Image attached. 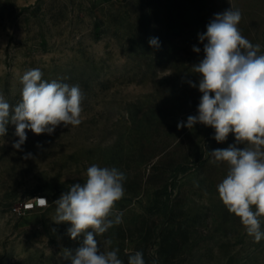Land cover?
<instances>
[{"label": "rangeland", "instance_id": "374dc122", "mask_svg": "<svg viewBox=\"0 0 264 264\" xmlns=\"http://www.w3.org/2000/svg\"><path fill=\"white\" fill-rule=\"evenodd\" d=\"M230 8L264 53V0H0V94L15 106L22 75L39 68L84 96L78 126L26 129L22 150L12 147L14 124L0 138V264H71L83 237L55 222V201L92 164L126 175L113 210L123 222L96 237L124 264L136 251L146 264H264V239L248 236L218 197L228 166L210 155L245 145L232 133L218 143L200 123L177 127L202 95L189 85L204 55L198 34ZM39 198L48 204L26 209Z\"/></svg>", "mask_w": 264, "mask_h": 264}, {"label": "clouds", "instance_id": "9594fccd", "mask_svg": "<svg viewBox=\"0 0 264 264\" xmlns=\"http://www.w3.org/2000/svg\"><path fill=\"white\" fill-rule=\"evenodd\" d=\"M241 18L240 10L230 8L215 14L206 31L198 34L204 55L192 66V72L199 75L198 84L189 81V85L202 95L197 114L178 122L177 127L191 129L200 123L214 129L218 143L232 133L245 145L243 149L229 145L210 155L213 162L228 166L225 178L217 185L218 197L258 243L264 239V53L260 44L254 45L241 34ZM148 43L160 46L157 37ZM192 51L199 53L201 49L193 46ZM42 76L39 68L22 75L21 99L15 106L0 94V138L7 133V126L14 124L18 137L12 144L14 149L22 150L26 129L51 135L61 124L75 127L81 123L84 96L80 87L48 82ZM125 181L126 175L117 167L92 164L86 170V180L72 185L55 201V222L70 223V238L83 237L71 264H124L118 248L102 251L96 237L123 222V213L113 210L125 195ZM39 199L48 204L45 198ZM127 264H146L143 253L129 254Z\"/></svg>", "mask_w": 264, "mask_h": 264}, {"label": "built area", "instance_id": "2783aa9c", "mask_svg": "<svg viewBox=\"0 0 264 264\" xmlns=\"http://www.w3.org/2000/svg\"><path fill=\"white\" fill-rule=\"evenodd\" d=\"M42 204L40 199L38 200V202H35V203H26L25 206H26V209H33L35 208L37 205H40Z\"/></svg>", "mask_w": 264, "mask_h": 264}, {"label": "snow or ice", "instance_id": "6c2138e0", "mask_svg": "<svg viewBox=\"0 0 264 264\" xmlns=\"http://www.w3.org/2000/svg\"><path fill=\"white\" fill-rule=\"evenodd\" d=\"M42 203V202H41Z\"/></svg>", "mask_w": 264, "mask_h": 264}]
</instances>
